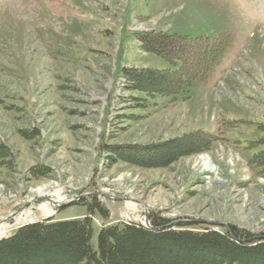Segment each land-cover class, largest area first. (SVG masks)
I'll return each instance as SVG.
<instances>
[{
  "label": "rangeland",
  "instance_id": "obj_1",
  "mask_svg": "<svg viewBox=\"0 0 264 264\" xmlns=\"http://www.w3.org/2000/svg\"><path fill=\"white\" fill-rule=\"evenodd\" d=\"M144 33L225 42L173 98L124 72L171 68L142 48ZM41 188L75 201L44 216ZM95 202L108 218L88 213ZM152 215L264 233V0H0L1 238L88 216L95 246L102 227H150Z\"/></svg>",
  "mask_w": 264,
  "mask_h": 264
},
{
  "label": "trees",
  "instance_id": "obj_2",
  "mask_svg": "<svg viewBox=\"0 0 264 264\" xmlns=\"http://www.w3.org/2000/svg\"><path fill=\"white\" fill-rule=\"evenodd\" d=\"M139 40L144 50L164 58L171 68L124 72L139 90L173 98L206 78L225 42L223 35L212 41L167 33H144ZM201 145L189 143L191 150ZM86 207L89 214L109 217L99 202ZM150 218L151 228L132 222L102 227L95 246L88 216L28 223L0 239V264H264V233L256 238L234 228L175 229L168 219Z\"/></svg>",
  "mask_w": 264,
  "mask_h": 264
},
{
  "label": "bare ground",
  "instance_id": "obj_3",
  "mask_svg": "<svg viewBox=\"0 0 264 264\" xmlns=\"http://www.w3.org/2000/svg\"><path fill=\"white\" fill-rule=\"evenodd\" d=\"M54 196V197H52ZM39 199H43L42 202L39 204L38 209L44 216H50L53 215L55 212V209L58 205L63 203L66 200V197L62 195V192L59 190H46L44 188H41L39 191ZM50 199V200H49ZM130 205L131 202H129ZM32 210L24 211L19 213L16 216V221H27L31 220ZM9 226L6 223L0 224V237L4 236L6 234V230ZM152 226L148 227L151 228Z\"/></svg>",
  "mask_w": 264,
  "mask_h": 264
},
{
  "label": "water",
  "instance_id": "obj_4",
  "mask_svg": "<svg viewBox=\"0 0 264 264\" xmlns=\"http://www.w3.org/2000/svg\"><path fill=\"white\" fill-rule=\"evenodd\" d=\"M42 200H43V199H39L38 201L41 202ZM49 200H50V199H49ZM74 201H75V200L73 199V200L69 201L68 203H62V204L58 205L56 209H58V208L61 207V206H66L67 204H69V203H71V202H74ZM16 214H17V213H13V214L10 215L8 218H12V217H14ZM48 217H52V215H50V216H48ZM146 224H147V225L149 224L148 219H146ZM256 238H260V236H257ZM0 239H1V237H0Z\"/></svg>",
  "mask_w": 264,
  "mask_h": 264
}]
</instances>
